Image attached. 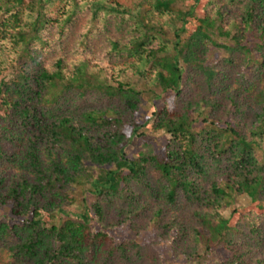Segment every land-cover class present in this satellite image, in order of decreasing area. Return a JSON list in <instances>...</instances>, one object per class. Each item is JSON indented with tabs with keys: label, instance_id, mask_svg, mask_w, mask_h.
Returning <instances> with one entry per match:
<instances>
[{
	"label": "trees",
	"instance_id": "trees-1",
	"mask_svg": "<svg viewBox=\"0 0 264 264\" xmlns=\"http://www.w3.org/2000/svg\"><path fill=\"white\" fill-rule=\"evenodd\" d=\"M0 210V264H264V0H0Z\"/></svg>",
	"mask_w": 264,
	"mask_h": 264
},
{
	"label": "rangeland",
	"instance_id": "rangeland-1",
	"mask_svg": "<svg viewBox=\"0 0 264 264\" xmlns=\"http://www.w3.org/2000/svg\"><path fill=\"white\" fill-rule=\"evenodd\" d=\"M193 42L191 44V48L189 50V53H192V58H198L202 53H209L210 50V43L203 40L200 34L195 32L193 35ZM214 39V37H213ZM220 55V53H216L215 56H212V58L217 57ZM190 56V55H189ZM12 78V76L8 73V77L6 78V81L8 79ZM164 106V103L162 101H148L146 103V107L143 111L139 114V119L143 120L145 116L151 115L156 109H162ZM204 126L201 125L200 129H202ZM145 137H136L130 146L126 149V154L130 158H138L142 155H149L153 152H158L161 149L165 148L168 143L170 142V136L159 132L154 133L151 128V123L147 126V128L143 131ZM250 200L246 197H240L233 208H237L238 206H246L248 205ZM5 212V211H4ZM3 213L2 210H0V215ZM10 225L18 224L22 225L21 221L12 220L9 221ZM174 234H172L173 236ZM121 236L119 239L123 240L124 237L129 238L130 233L125 229L121 231ZM153 238V231L152 229L149 230L147 233L136 237L135 239L143 244L147 243ZM160 254L163 258V260L168 261L172 260L174 258V253L172 251V248L170 246V243H162L159 248ZM219 257H225L224 251L220 250L218 251ZM217 260L215 256H211L208 254L206 257H204L202 260L198 261L196 264H217Z\"/></svg>",
	"mask_w": 264,
	"mask_h": 264
}]
</instances>
